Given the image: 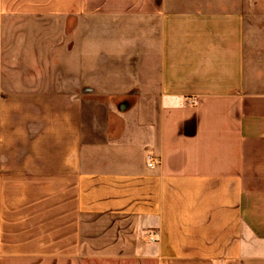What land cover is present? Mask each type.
I'll list each match as a JSON object with an SVG mask.
<instances>
[{"label":"crops","instance_id":"1","mask_svg":"<svg viewBox=\"0 0 264 264\" xmlns=\"http://www.w3.org/2000/svg\"><path fill=\"white\" fill-rule=\"evenodd\" d=\"M40 17L117 25L22 31L0 264H264V0H0Z\"/></svg>","mask_w":264,"mask_h":264},{"label":"rangeland","instance_id":"2","mask_svg":"<svg viewBox=\"0 0 264 264\" xmlns=\"http://www.w3.org/2000/svg\"><path fill=\"white\" fill-rule=\"evenodd\" d=\"M129 26L127 23H125ZM146 27L149 23H142ZM117 23H108L101 21L92 22H77L70 21L67 18H50V17H40L34 19V21H24V22H5L0 21V76L1 79L6 80L7 78L24 77V55L21 52V39L22 31L27 29L36 30L39 34L36 37L37 41L41 44L45 43V46L52 49L54 45H68V42L72 40L69 37V31L75 30H85L86 28L95 30H101L102 28H115ZM36 35V36H37ZM33 35L27 37V43L25 48L32 46ZM35 39V38H34ZM78 39V38H77ZM75 40V39H74ZM95 40V39H94ZM98 40V39H97ZM66 50V47H65ZM51 52V51H50ZM49 52V53H50ZM29 60H32V56L38 57L37 54L27 55ZM51 56V54L49 55ZM10 87L0 85V93L4 92ZM80 89V87H77ZM100 264V263H94Z\"/></svg>","mask_w":264,"mask_h":264},{"label":"built area","instance_id":"3","mask_svg":"<svg viewBox=\"0 0 264 264\" xmlns=\"http://www.w3.org/2000/svg\"><path fill=\"white\" fill-rule=\"evenodd\" d=\"M150 165H153V163H150ZM156 240L155 236L154 235H151L150 236V241L151 242H154Z\"/></svg>","mask_w":264,"mask_h":264}]
</instances>
